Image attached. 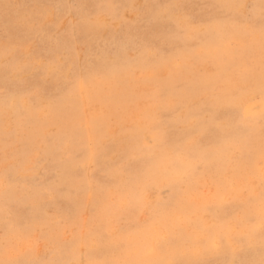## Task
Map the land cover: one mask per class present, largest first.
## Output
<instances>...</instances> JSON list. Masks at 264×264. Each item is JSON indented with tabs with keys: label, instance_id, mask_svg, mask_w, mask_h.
<instances>
[{
	"label": "rangeland",
	"instance_id": "1",
	"mask_svg": "<svg viewBox=\"0 0 264 264\" xmlns=\"http://www.w3.org/2000/svg\"><path fill=\"white\" fill-rule=\"evenodd\" d=\"M260 2L0 0V261L264 264Z\"/></svg>",
	"mask_w": 264,
	"mask_h": 264
},
{
	"label": "snow or ice",
	"instance_id": "2",
	"mask_svg": "<svg viewBox=\"0 0 264 264\" xmlns=\"http://www.w3.org/2000/svg\"><path fill=\"white\" fill-rule=\"evenodd\" d=\"M230 8H236V9H243L250 7L249 5L243 4V3H235V4H229L226 5ZM254 7V6H253ZM260 9V33L262 37V43H264V0H261L259 4ZM30 22V21H27ZM6 55H8V50H6ZM13 59H25L23 53H21L19 50H16L12 53ZM262 64H264V48H262ZM22 70V69H21ZM261 136L264 138V129L261 130ZM15 168L12 169H6L5 170V181L8 185H11L14 182L12 171H14ZM262 211H264V193H262ZM152 249H149V251L146 253V258L141 260H131L126 261L124 264H177L175 261H162L158 259H152ZM0 264H43L40 260H29V261H0ZM50 264H55V262H50Z\"/></svg>",
	"mask_w": 264,
	"mask_h": 264
}]
</instances>
